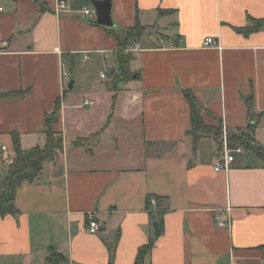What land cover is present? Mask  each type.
<instances>
[{"label":"crops","instance_id":"obj_1","mask_svg":"<svg viewBox=\"0 0 264 264\" xmlns=\"http://www.w3.org/2000/svg\"><path fill=\"white\" fill-rule=\"evenodd\" d=\"M60 1L68 10L56 13ZM92 1L0 0V93L15 94L0 99V184L15 157L12 134L24 151L43 147L57 102L63 141L17 189L18 214L0 216V264H53V254L57 264H135L154 232L148 197L163 232L143 264H264V168L241 148L215 172L221 140L194 142L183 94L206 126L264 148V24L251 22H264V0H112L114 27L95 24ZM136 24L162 34L135 42L132 79L114 84L118 39ZM97 133L89 152L75 146Z\"/></svg>","mask_w":264,"mask_h":264},{"label":"trees","instance_id":"obj_2","mask_svg":"<svg viewBox=\"0 0 264 264\" xmlns=\"http://www.w3.org/2000/svg\"><path fill=\"white\" fill-rule=\"evenodd\" d=\"M161 14V12H159ZM253 22L254 29H257L264 22ZM145 35V29L139 24H136L133 28L125 31V38L118 39L119 52L116 55L117 70L115 72L114 84L117 82H129L132 79V73L130 71V63L133 60V53L127 52L132 43L138 42L140 37ZM185 100L187 101L190 109L191 130L188 132L193 136L194 142H196L199 134H211L215 139L222 140V129L206 126L200 117L201 107L196 101L195 97L190 91L183 92ZM9 96H15V94H3L0 93V99ZM60 109V103L57 102L55 110L52 114L45 116L44 119V135L45 145L43 147H34L30 150H22L20 147L19 137L16 133L12 134L13 148H14V160L8 168V173L4 181L0 184V216H15L18 211L15 206V196L17 189L23 183L33 182L41 173L44 162L51 160L55 151L62 149V136L54 130L55 124L58 122V111ZM252 130V126L249 127ZM99 137V133L93 134L89 138L81 139L75 142L76 147H83L89 152V148L93 142ZM227 145L230 149L237 147L244 150L252 151L261 162L264 168V148L255 145L250 135H226ZM221 143V141H220ZM154 199L148 197L146 201V207L149 212L150 219L153 224V236L149 238L148 243L143 246L137 255L135 264H143V260L146 255L151 251L155 240L163 232V220L162 213L158 210V204L151 207L149 200ZM61 258L55 254L51 255L49 262L57 264L62 262ZM64 263V262H63ZM112 264V261H109Z\"/></svg>","mask_w":264,"mask_h":264},{"label":"built area","instance_id":"obj_3","mask_svg":"<svg viewBox=\"0 0 264 264\" xmlns=\"http://www.w3.org/2000/svg\"><path fill=\"white\" fill-rule=\"evenodd\" d=\"M1 8H0V12H1ZM68 10V6L67 3L64 1H60L58 2L57 6H56V13H63L66 12ZM85 16H89L91 14V11L89 10H85L84 12ZM215 45V41L212 38H207L204 41V46H214ZM7 47V43L5 41H2L0 39V50H3L4 48ZM139 48L138 44L135 43L133 48H129L127 50V52H133L135 50H137ZM84 59H86V57H84ZM101 79L103 80H107L109 77V73L107 72H102L100 75ZM93 102L92 101H84L82 106L83 107H87L89 105H92ZM221 155L219 157H217L215 159L214 162V171L218 172L220 170H224V171H228L229 170V165L230 163L233 161L234 159V154H238L242 152V149L240 147L234 148V149H230L227 145V140H226V135L223 134L222 135V140H221ZM2 151H5V147L1 148ZM10 164L13 162L12 159H8L7 160ZM149 204L151 207H155L156 206V201L154 199H150L149 200ZM215 225L218 228H228L230 225V221L228 220H223L220 216L216 215L215 216ZM99 230V225L98 223L92 218H89V222H88V231L91 234H95L97 233Z\"/></svg>","mask_w":264,"mask_h":264},{"label":"water","instance_id":"obj_4","mask_svg":"<svg viewBox=\"0 0 264 264\" xmlns=\"http://www.w3.org/2000/svg\"><path fill=\"white\" fill-rule=\"evenodd\" d=\"M92 6L95 11V24L104 26V27H114V24L111 19V7L112 0H100L92 1ZM157 32V27L152 29H146L145 33L147 35H154ZM73 81L68 84V89H72Z\"/></svg>","mask_w":264,"mask_h":264},{"label":"rangeland","instance_id":"obj_5","mask_svg":"<svg viewBox=\"0 0 264 264\" xmlns=\"http://www.w3.org/2000/svg\"><path fill=\"white\" fill-rule=\"evenodd\" d=\"M160 34H162V29L159 31V33H157V34H155L154 35V37H158ZM123 85V84H122ZM76 102L78 103V104H80L81 102H82V97L81 96H76ZM119 103V104H118ZM124 101H122V103L120 104V102L119 101H115V103H114V106H113V112H115V111H117V114H118V116H120V115H124V113H125V111H124V109L126 108V107H124ZM116 105H117V107H116ZM121 106V107H120ZM120 110V111H119ZM119 111V112H118Z\"/></svg>","mask_w":264,"mask_h":264}]
</instances>
